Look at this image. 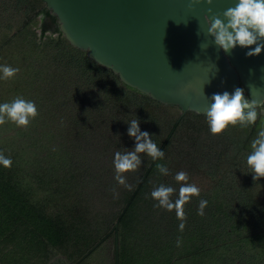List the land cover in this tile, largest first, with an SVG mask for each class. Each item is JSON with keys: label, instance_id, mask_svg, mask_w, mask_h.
I'll use <instances>...</instances> for the list:
<instances>
[{"label": "trees", "instance_id": "obj_1", "mask_svg": "<svg viewBox=\"0 0 264 264\" xmlns=\"http://www.w3.org/2000/svg\"><path fill=\"white\" fill-rule=\"evenodd\" d=\"M41 13L37 37L28 27ZM16 25L14 36L2 34L0 49L12 44L21 54L14 91L36 104L48 140L32 159L24 145L0 147L12 160L10 168L0 165V264H47L53 257L80 264L111 233L114 264H264V177L254 181L247 165L264 116L249 128L229 125L213 135L204 112L174 118L166 104L72 46L42 0H0V31ZM136 118L165 155L153 161L139 154L143 163L124 174L125 187L114 178L113 160L134 150L127 129ZM157 164L170 174H160ZM179 171L200 189L184 206L183 231L176 211L154 207L150 195L164 184L176 190L175 202L184 183L174 179Z\"/></svg>", "mask_w": 264, "mask_h": 264}, {"label": "water", "instance_id": "obj_2", "mask_svg": "<svg viewBox=\"0 0 264 264\" xmlns=\"http://www.w3.org/2000/svg\"><path fill=\"white\" fill-rule=\"evenodd\" d=\"M42 1L72 46L181 114L205 112L214 93L236 87L264 99V49L246 56L250 48L237 46L226 54L207 34L204 16L223 19L238 0Z\"/></svg>", "mask_w": 264, "mask_h": 264}, {"label": "clouds", "instance_id": "obj_3", "mask_svg": "<svg viewBox=\"0 0 264 264\" xmlns=\"http://www.w3.org/2000/svg\"><path fill=\"white\" fill-rule=\"evenodd\" d=\"M211 4L212 0H206ZM223 19L219 16H213L211 19L205 15L204 21L207 24V34L212 36L213 44L226 54L240 46L250 48L245 53L246 56L259 55L264 49V0H238L235 7H229L222 13ZM40 29L45 21V16L41 13L38 17ZM41 34L37 30V36ZM46 36L56 38V34L48 30ZM254 47H250L253 46ZM4 80H10L18 73V68L11 66H0ZM119 86V85H118ZM210 107L204 112L209 131L213 135L223 133L229 125L249 128L253 126L257 119L264 115V99L256 100L248 98L244 89L236 87L232 93L224 91L223 93H214L211 96ZM39 115L36 104L31 100H25L21 97L15 98L11 102L0 103V125L8 121L14 122L18 127L27 128L31 121ZM127 134L135 141L133 151L125 153L116 152L114 154L115 179L120 185L130 187L127 184L124 174L137 171L143 163L140 155L147 154L153 161L164 159V151L157 146L151 139L147 131H141L138 119H132L128 122ZM251 153L247 156V165L253 174L254 181L264 177V125L257 133V137L251 143ZM0 165L5 168L12 166L10 157L0 153ZM157 170L162 175H169L170 170L164 164H157ZM174 179L177 182H184L179 188L178 199L175 202L171 197L175 189L164 184L154 188L150 193L157 203L154 207L164 208L167 211H176L177 218L181 221L179 230L183 231L186 222V213L184 206L190 202L192 197H199L200 189L195 184L187 183L188 173L179 171ZM114 195H118L114 192ZM207 201L201 199L199 202L197 214L203 216ZM180 241H177L179 246Z\"/></svg>", "mask_w": 264, "mask_h": 264}, {"label": "rangeland", "instance_id": "obj_4", "mask_svg": "<svg viewBox=\"0 0 264 264\" xmlns=\"http://www.w3.org/2000/svg\"><path fill=\"white\" fill-rule=\"evenodd\" d=\"M8 15H6V17H8ZM19 16L24 17V14L22 11L19 12V14H17L16 17L14 15L12 18V21L14 22L17 18H19ZM9 17H12V16L10 15ZM38 17L39 16H37L35 20L36 24L34 23L32 26L28 27V28L34 29L36 34H37V30L38 29L40 30V27H39L40 21ZM18 27L19 25H16L10 28L9 31L2 29L0 31V37H3L4 34L9 35V37L14 36L17 32L16 29ZM20 57L22 58L21 54H18L17 51L15 50V47L12 44H10L9 46H7V48L0 49V66L7 65L13 68H18L17 65L20 64L19 61H21ZM13 60H15L16 62L13 63L14 62ZM2 76H3V73L2 71H0V77ZM16 79H17V75H15V77L10 80H4L0 78V103L11 102L15 98L20 97V95L18 93H17L18 95H16L14 91V88L16 87V82H17ZM164 111L167 114H170V116L174 118L181 115L180 109L177 106H173V105H167L166 107H164ZM38 116L40 117V115ZM37 117L31 121L30 125L27 128L18 127L14 122H11V121H8L4 125H0V147L3 148L4 150H8V149L17 150L19 147L24 145L25 153L28 156V158L32 159L34 158V156L37 157L39 155H42L43 152L45 151L43 149L46 147L45 143L48 140V137L47 135L45 136L43 135V133L46 131V124L42 121L44 117H41V120ZM61 127L63 129L64 126H61ZM61 133L63 136L66 135L64 132H61ZM100 139L97 138V142H99V144L101 143ZM59 141H60V138L58 141L53 140L49 142L48 145L50 146L57 145ZM42 144H45L43 145L44 147L42 146ZM98 146L99 148H101L100 145ZM106 160H107V156L103 157L100 162H105ZM201 180L204 181V179H201ZM202 181L199 180L198 184L201 185ZM114 246H115L114 235L113 233H111L110 236H107V238H104L97 245V247L93 249V252L89 256H87L85 260L82 261L80 264H114ZM57 258L59 257L51 258L50 261L47 262V264H73L63 259H62L63 262L62 260L58 261Z\"/></svg>", "mask_w": 264, "mask_h": 264}]
</instances>
